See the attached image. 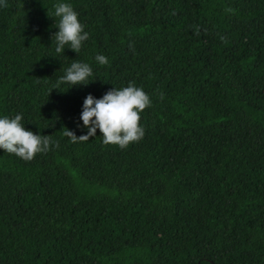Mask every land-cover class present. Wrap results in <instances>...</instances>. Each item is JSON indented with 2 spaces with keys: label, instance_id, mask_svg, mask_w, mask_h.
Segmentation results:
<instances>
[{
  "label": "trees",
  "instance_id": "trees-1",
  "mask_svg": "<svg viewBox=\"0 0 264 264\" xmlns=\"http://www.w3.org/2000/svg\"><path fill=\"white\" fill-rule=\"evenodd\" d=\"M59 2L89 33L79 54L55 52ZM7 4L0 117L54 144L31 161L0 149V264H264V0ZM73 60L94 81L52 90ZM129 82L152 100L139 142L64 135L87 134L89 94Z\"/></svg>",
  "mask_w": 264,
  "mask_h": 264
},
{
  "label": "clouds",
  "instance_id": "clouds-1",
  "mask_svg": "<svg viewBox=\"0 0 264 264\" xmlns=\"http://www.w3.org/2000/svg\"><path fill=\"white\" fill-rule=\"evenodd\" d=\"M0 7H8L7 0H0ZM53 7L54 13L50 14L48 9V16L58 18L55 24L59 30L52 35L55 52L64 54L65 49L70 48L79 54L84 42L89 39L85 25L80 22L78 13L70 3L59 2ZM221 41L226 42V38L221 36ZM95 59L100 65L108 64V59L104 55H97ZM92 76L93 69L88 63L73 60L70 67L64 70V75L57 79L52 90L61 91V85H70L68 89L78 85L87 86L94 81L89 80ZM160 99H164L163 93H160ZM151 105L150 95L134 82H129L127 87L120 89L115 87L101 98L89 94L84 100L80 116L83 127L88 129L87 134L77 136L67 128L64 135L73 143L85 142L95 137L99 130L104 145H117L124 149L143 138L145 133L140 123L141 113ZM22 120V114L0 117V149L25 161H31L37 154L49 151L54 142L49 135L37 134L26 129ZM55 146H59L58 142H55Z\"/></svg>",
  "mask_w": 264,
  "mask_h": 264
}]
</instances>
